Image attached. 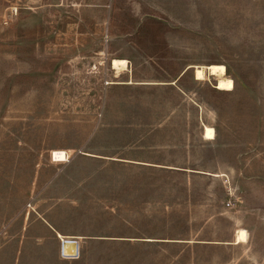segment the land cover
<instances>
[{
	"label": "rangeland",
	"instance_id": "obj_1",
	"mask_svg": "<svg viewBox=\"0 0 264 264\" xmlns=\"http://www.w3.org/2000/svg\"><path fill=\"white\" fill-rule=\"evenodd\" d=\"M0 264H264V0H0Z\"/></svg>",
	"mask_w": 264,
	"mask_h": 264
},
{
	"label": "bare ground",
	"instance_id": "obj_2",
	"mask_svg": "<svg viewBox=\"0 0 264 264\" xmlns=\"http://www.w3.org/2000/svg\"><path fill=\"white\" fill-rule=\"evenodd\" d=\"M113 67L115 69H126L128 67V61L126 59L114 58ZM208 76H215L217 79V88L220 90H232L234 88V81L227 76V70L224 65L210 64L195 66V78L204 79ZM215 135V131L210 126H205L204 137L211 139ZM59 235V234H58ZM61 236V234L59 235ZM247 237V232L244 229H239L237 232V241H244ZM74 239H65L64 252L65 254H71L74 252L75 244Z\"/></svg>",
	"mask_w": 264,
	"mask_h": 264
},
{
	"label": "water",
	"instance_id": "obj_3",
	"mask_svg": "<svg viewBox=\"0 0 264 264\" xmlns=\"http://www.w3.org/2000/svg\"><path fill=\"white\" fill-rule=\"evenodd\" d=\"M65 241H63V252H64V246H65ZM73 243L75 244V249H74V252L71 253V254H65L64 252V256H67V257H75L78 255V252H79V243L77 240H74Z\"/></svg>",
	"mask_w": 264,
	"mask_h": 264
},
{
	"label": "crops",
	"instance_id": "obj_4",
	"mask_svg": "<svg viewBox=\"0 0 264 264\" xmlns=\"http://www.w3.org/2000/svg\"><path fill=\"white\" fill-rule=\"evenodd\" d=\"M59 235H60V233H59Z\"/></svg>",
	"mask_w": 264,
	"mask_h": 264
}]
</instances>
